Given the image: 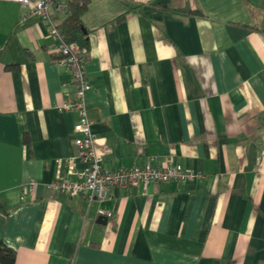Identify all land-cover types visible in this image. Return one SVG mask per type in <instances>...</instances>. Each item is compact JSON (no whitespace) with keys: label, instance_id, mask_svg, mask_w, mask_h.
<instances>
[{"label":"crops","instance_id":"1","mask_svg":"<svg viewBox=\"0 0 264 264\" xmlns=\"http://www.w3.org/2000/svg\"><path fill=\"white\" fill-rule=\"evenodd\" d=\"M28 12L0 0V239L15 264H264V0H88L104 166L200 174L90 204L47 187L85 164L69 163L77 114L55 108L75 99L70 70ZM66 14L51 9L58 30Z\"/></svg>","mask_w":264,"mask_h":264},{"label":"built area","instance_id":"2","mask_svg":"<svg viewBox=\"0 0 264 264\" xmlns=\"http://www.w3.org/2000/svg\"><path fill=\"white\" fill-rule=\"evenodd\" d=\"M2 1L17 2L22 7H29L28 15L38 17L41 23L48 27L49 34L57 42L59 62L68 66L75 87V99L61 106H55V108L77 114L78 122L74 125L73 132L78 135L74 139L78 155L72 157L69 163L79 160L85 164V167L74 169L68 166V174L72 179L54 181L47 186L49 189L69 197L83 196L87 204H90L94 201L102 202L105 200L110 188H141L143 192H146L151 184L186 183L194 182L200 178L199 173L185 171L180 166L175 165L171 159H166L161 166H153L150 162H146L141 166L120 168L114 171L107 169L102 158L95 152V137L91 130L92 121L87 115L86 94L91 89L83 62V56L86 55L87 49L65 42L50 15L52 8L58 14H66L67 3L63 0H34L33 6H30V0ZM25 18L24 15L21 20L23 21ZM35 184L33 180H30L22 191L21 198L30 195ZM98 214L104 216L106 212L99 210Z\"/></svg>","mask_w":264,"mask_h":264},{"label":"trees","instance_id":"3","mask_svg":"<svg viewBox=\"0 0 264 264\" xmlns=\"http://www.w3.org/2000/svg\"><path fill=\"white\" fill-rule=\"evenodd\" d=\"M63 1L67 3L68 8L65 20L59 30L61 37L67 43L76 44L79 48H87L86 32L83 30L80 17L86 9L88 0ZM164 9L167 8L165 7ZM15 260V252L8 248L0 239V264H15Z\"/></svg>","mask_w":264,"mask_h":264}]
</instances>
